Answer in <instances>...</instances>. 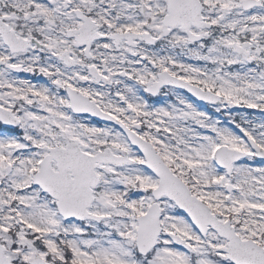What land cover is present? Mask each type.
I'll return each instance as SVG.
<instances>
[{"label":"snow or ice","instance_id":"6c2138e0","mask_svg":"<svg viewBox=\"0 0 264 264\" xmlns=\"http://www.w3.org/2000/svg\"><path fill=\"white\" fill-rule=\"evenodd\" d=\"M0 264H264V0H0Z\"/></svg>","mask_w":264,"mask_h":264}]
</instances>
